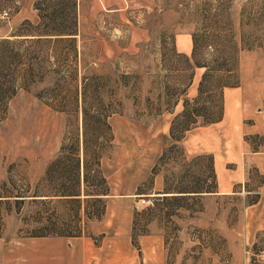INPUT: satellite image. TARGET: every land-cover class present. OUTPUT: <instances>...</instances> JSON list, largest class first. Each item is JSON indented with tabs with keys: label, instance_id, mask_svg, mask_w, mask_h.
Returning a JSON list of instances; mask_svg holds the SVG:
<instances>
[{
	"label": "rangeland",
	"instance_id": "obj_1",
	"mask_svg": "<svg viewBox=\"0 0 264 264\" xmlns=\"http://www.w3.org/2000/svg\"><path fill=\"white\" fill-rule=\"evenodd\" d=\"M39 1L0 0V73H8L11 50L16 79L14 96L0 108V264L65 254L72 246L49 238L87 235L89 222L106 214L111 189L136 192L132 236L140 253V238L160 233L166 264H264V229H255L264 213L251 208L261 199L263 175L250 168L234 194L207 196L218 192L214 158L188 159L179 145L182 153L166 148L152 166L154 157L140 148L162 138L152 126L176 110L190 82L193 70L176 56L178 38L196 36L200 63L237 66L236 74L210 71L208 90L224 79L240 83L244 51L257 52L247 61L264 77V0H77L78 35L54 46L13 36L30 30L27 21L40 23ZM53 4L50 11L61 12L66 2ZM260 85L264 90V78ZM255 136L264 144V135ZM86 142L88 187L83 172L78 187L72 156L79 149L83 160ZM59 173L72 179L68 187ZM160 174L162 194L154 190ZM62 186L76 195L56 196ZM91 237L101 245L102 235Z\"/></svg>",
	"mask_w": 264,
	"mask_h": 264
},
{
	"label": "crops",
	"instance_id": "obj_2",
	"mask_svg": "<svg viewBox=\"0 0 264 264\" xmlns=\"http://www.w3.org/2000/svg\"><path fill=\"white\" fill-rule=\"evenodd\" d=\"M177 50L180 54L191 56L193 52L192 35L178 38ZM256 51L242 52L240 66V84L224 89V114L221 121L189 130L179 142L188 159L198 156H212L218 179V192L207 196H225L234 194L236 188L249 179V169L264 176V151L254 152L247 136L264 135V90L260 85L263 76L257 71V63L247 61L257 56ZM204 74L203 68H197L188 87V97L198 95L199 84ZM260 90L262 92H260ZM183 110L180 103L172 113L164 112L155 121L152 130L162 133V138L141 144L148 157H154L153 165L164 149L172 146L170 130L175 116ZM155 127L157 129H155ZM143 145H147L143 148ZM146 176H141L143 179ZM165 178L160 174L155 179V192L162 194ZM135 191L123 193L120 189H111L105 197L106 214L101 221L89 222V233L80 237L56 236L49 238L58 245H71L72 248L58 258H44L40 264H166L168 250L164 234L146 235L140 238V250L133 243V211L136 207ZM254 212L264 213V188L258 204L251 207ZM256 231L264 229L262 224ZM103 236L101 245L94 237Z\"/></svg>",
	"mask_w": 264,
	"mask_h": 264
},
{
	"label": "trees",
	"instance_id": "obj_3",
	"mask_svg": "<svg viewBox=\"0 0 264 264\" xmlns=\"http://www.w3.org/2000/svg\"><path fill=\"white\" fill-rule=\"evenodd\" d=\"M61 3L66 2L65 7L61 12L59 11H50L53 7H56L57 5L53 3ZM59 5V4H58ZM69 7H72L73 10H68ZM36 9L39 11V17H40V23L34 25L30 21H27L25 23L26 26L30 27V30H26L23 34H14L13 36L20 37V36H31L33 39H24L27 40V42H31L33 40H36L35 43H50L52 46H54L56 43L65 42L66 40L74 39V36L78 35V26H77V18H78V2L77 0H40L36 4ZM72 22V26H69L68 23ZM76 39V38H75ZM15 40L7 39L3 43L5 45L12 46L14 44ZM72 41V40H71ZM194 41V48L192 52V56H186L184 54H180L177 51L176 56L182 57L186 60L187 66L193 70V72L190 75V82H188L186 86V90H184L183 93L179 95V98L176 100L175 105L183 102V110L177 114L172 122L170 134L175 143L168 147L166 152H181L182 149L179 146L178 142L182 140L184 137L186 131H188L191 128H194L199 125H209L212 123H216L222 120L223 114H224V89L227 87H236L240 83L239 81L234 84H230L228 80L224 79L222 80V83L218 84V89L215 90L216 95L218 94V99H215L213 96L214 87L208 90V87H211L210 85H207L208 81L212 78V75L210 74V71L212 73H218V74H224V73H234L236 74L237 66L236 67H226L223 68H217L213 69L211 65L200 63L196 58V50H197V40L196 36H193ZM254 46H249L247 49L252 50ZM246 49V47L244 48ZM7 65L5 66L7 69V74L2 75L0 73V108L6 106L8 101L14 96L15 89H16V79H14L13 73H12V60H13V52L10 50V54L7 57ZM195 68H205L206 72L203 74L201 82L199 84L198 89V95L195 98H189L187 96V88L189 87L190 83L192 82V78L194 76V69ZM89 79L87 78V81ZM86 81V82H87ZM85 82V83H86ZM87 86V83L85 84ZM214 92V94H215ZM184 97V98H183ZM183 99V100H182ZM3 102V104H2ZM218 109L217 113H214L213 111L215 109ZM4 109V108H3ZM157 111H161V109H158ZM173 111V110H172ZM260 138L259 136H247L246 140L249 141L252 146L254 152H260L261 147L264 148V144H256L254 139ZM98 148L103 149V146H100ZM88 149L89 145L86 142L85 148H84V159H81V156L79 154V149H76L74 151L73 157V167H71L70 171H75L76 180L72 181L71 178L68 177L67 174L59 173L62 178H66L68 180L62 179V181H69V183H63L64 186H69L72 182H74V185L76 186L78 183V187L81 183V177L83 172V179L84 183L87 186V183L89 181V161H88ZM164 151V155L166 154ZM98 155L99 152H97ZM207 159L208 161L213 164V157L212 156H199L194 159V161ZM63 161L62 158L54 161L52 163L53 166H59L61 162ZM72 181V182H71ZM71 182V183H70ZM62 184V183H61ZM62 186L61 190L58 191L56 196L60 197H68L73 196L76 194H72L74 192H69V188H66ZM193 188H174V190H188L193 191ZM80 190V188H79ZM199 192L197 189H194ZM78 192V191H77ZM80 195V194H77ZM53 233V232H52ZM50 233V234H52Z\"/></svg>",
	"mask_w": 264,
	"mask_h": 264
}]
</instances>
